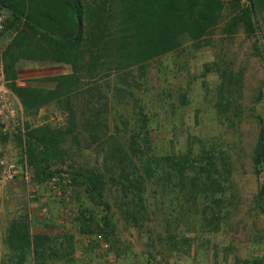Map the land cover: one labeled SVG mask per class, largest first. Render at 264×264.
<instances>
[{"label":"rangeland","instance_id":"rangeland-1","mask_svg":"<svg viewBox=\"0 0 264 264\" xmlns=\"http://www.w3.org/2000/svg\"><path fill=\"white\" fill-rule=\"evenodd\" d=\"M221 2L209 32L197 42L183 40L176 51L150 61L144 78L131 86V97L114 90L123 87L114 73L78 74V84L65 99L74 111L75 130L58 138L61 156L47 179L27 162L16 137L22 144L25 130L41 124L61 131L67 125L63 99L33 116L23 114L3 71V51L14 31L0 33L1 82L16 112L12 120L0 122V156L30 177L27 183L15 180L0 186V264H262L264 221L252 204L256 179L251 154L258 129L264 128V63L253 36L240 27L231 33L225 29L242 4ZM0 11L6 20V12ZM15 69L16 85L44 90L70 73L68 65L49 59L19 60ZM139 106L148 119L155 155L183 156L194 167L213 164L224 188L213 189L208 198L196 188L200 196L192 200L187 196L193 189L187 185L175 198L171 192L162 195L159 185L153 195L147 186L141 198L145 212L137 210L134 225L124 217L118 187L107 184L104 200L111 229L105 236L101 206L71 183L69 172L103 171L105 137L118 131L125 138ZM13 222L27 229L29 246L20 254L4 243ZM35 237L38 253L48 247L49 258L36 257Z\"/></svg>","mask_w":264,"mask_h":264},{"label":"trees","instance_id":"trees-1","mask_svg":"<svg viewBox=\"0 0 264 264\" xmlns=\"http://www.w3.org/2000/svg\"><path fill=\"white\" fill-rule=\"evenodd\" d=\"M230 1L242 5L237 15L229 19L226 31L231 33L235 27H240L253 36L264 63V0ZM221 8V0H0V10L8 15L3 31L5 28L14 31L3 51V71L23 114L33 116L59 99L64 103L67 125L61 127V131L41 124L25 130L22 144L16 137L37 175L43 179L52 176V163L61 156L58 138L74 133V111L66 101L78 84V74L114 73L119 76L117 83L123 86L114 90L131 97V86L144 78L150 61L176 51L183 40L199 41L215 25ZM47 59L70 68L69 74L55 81L57 86L44 90L14 83L19 60ZM142 113L141 107H137L134 124L125 138L126 133L121 137L118 131L105 137L103 171L75 169L69 172L71 183L82 187L84 194L101 206L104 213L101 222L109 232L101 229L105 236H109L111 229L107 218L110 209L104 200L107 184L118 187L124 217L134 225L138 222V212H145L141 198L147 186H151L153 195V187L159 185L162 195L171 192V197L175 198L187 185L193 189L187 196L192 200L198 199L200 194L208 198L213 189L224 188L225 181L221 175L213 174L217 169L212 163L209 168L194 167V162L183 156L155 155L150 147L148 119ZM1 131L0 126V134ZM251 166L256 179L253 209L264 221V175L260 179L264 173L263 127L258 129ZM196 188L200 191L198 197ZM33 242L39 260L38 255L50 257L48 247H42L38 253V237ZM4 243L13 253H23L29 246L25 225L11 223Z\"/></svg>","mask_w":264,"mask_h":264},{"label":"built area","instance_id":"built-area-1","mask_svg":"<svg viewBox=\"0 0 264 264\" xmlns=\"http://www.w3.org/2000/svg\"><path fill=\"white\" fill-rule=\"evenodd\" d=\"M4 21L5 17L0 11V33L3 31ZM15 114L16 112L13 106L12 96L1 82L0 72V122L12 120L15 117ZM29 179L30 177L27 171L19 167L14 161H8L0 156V186L15 180H21L27 183Z\"/></svg>","mask_w":264,"mask_h":264},{"label":"water","instance_id":"water-1","mask_svg":"<svg viewBox=\"0 0 264 264\" xmlns=\"http://www.w3.org/2000/svg\"><path fill=\"white\" fill-rule=\"evenodd\" d=\"M1 127H3V125H0Z\"/></svg>","mask_w":264,"mask_h":264}]
</instances>
